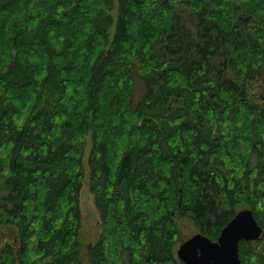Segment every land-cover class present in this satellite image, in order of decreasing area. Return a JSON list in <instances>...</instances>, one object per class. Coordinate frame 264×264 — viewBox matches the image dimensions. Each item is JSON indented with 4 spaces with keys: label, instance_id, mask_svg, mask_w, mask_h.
<instances>
[{
    "label": "trees",
    "instance_id": "trees-1",
    "mask_svg": "<svg viewBox=\"0 0 264 264\" xmlns=\"http://www.w3.org/2000/svg\"><path fill=\"white\" fill-rule=\"evenodd\" d=\"M70 1L0 0V264H181L179 218L216 240L244 200L264 229V0H118L113 35V0Z\"/></svg>",
    "mask_w": 264,
    "mask_h": 264
},
{
    "label": "rangeland",
    "instance_id": "rangeland-1",
    "mask_svg": "<svg viewBox=\"0 0 264 264\" xmlns=\"http://www.w3.org/2000/svg\"><path fill=\"white\" fill-rule=\"evenodd\" d=\"M79 1L80 0H72L70 2H72L71 4L74 5L76 2H79ZM83 1L85 2L86 0H83ZM93 2L90 1V4L87 3V4L91 5L89 7V12L90 13H91V10L93 9L92 8V6H93L92 3ZM103 2L104 1H102V3ZM102 3L99 6L100 8H103L101 6ZM113 6H114V9L111 11L112 13H107V14L103 13L102 15H100L101 17L99 19L105 21V20L108 19V16L111 14L112 15V22L114 23V21H116V18H117L118 0H113ZM75 9H77V7H75ZM86 12L88 14V10L87 9H86ZM90 13H89V16L91 15V17L93 18V15L90 14ZM57 19H59V18H57ZM112 25L110 27V34L111 35H113L114 30H115V26H116L115 23H114L113 26ZM85 32L87 33L88 30H85ZM81 38L84 40L86 38V34H83V37H81ZM98 45H99L98 43H94V44L90 45V47L93 50V48H95V46H98ZM78 49L80 50V53L82 54V56L83 55L85 56V54L88 52L87 49L82 48V47H79ZM9 62H11V61H9ZM75 63H76V65H81V61H79V59L76 60ZM81 67H83V66H81ZM72 78H73V76L71 77V79ZM252 86H253V88L251 90H252V93L255 94V96H256L255 98L259 99L258 97H260L261 98L260 102L264 104V75H262L260 77L259 81H253ZM22 112H23V110H22ZM90 147H91V140L89 139V144H88L87 151H86V156H85L86 162H87V159H88ZM241 154H242V156L239 159V163H238L240 166H241L240 162H243L246 159V157L248 155V150L246 148L244 149V151L241 150ZM236 160L234 162H237ZM240 166H239V170L238 171H241L240 170ZM86 174L87 175L89 174L88 167L86 169ZM84 180H85L84 181V185L82 186V188L80 190V196H79V207H80L81 216H82V227H81L80 235H81V239L83 241V249H84L85 253L87 254L88 251L91 250V248H92L94 242L97 240L99 234H101L103 223H102V218H101L100 211H99V209H98V207L96 205L95 195L90 190L89 185H88V177L86 176ZM2 184L3 183L0 180V196H3V194L6 193L4 191V189H3ZM249 201L248 200H244L243 202H241L240 205H238L237 210H241V209H244V208H252L253 209V206H252L251 203H249ZM257 211L260 212L261 210H257ZM2 212L3 211L0 210V213H2ZM262 212H263V210H262ZM178 223H179V227H180V230H181L182 240L179 243L176 244L174 252H175L176 257L179 260V257L177 255V250H178V247H179L180 243L183 240H185V239L189 238L190 236H192L193 234L201 232V231L199 230V228L196 226L195 222L189 216L180 217ZM9 229H10V227L8 225L4 224V225L0 226V233H1L0 235L3 236V238L5 236H6L5 238H12L13 236H11V231H7ZM6 231H7L8 234L6 233ZM2 232H3V234H2ZM13 234H14V236H16V234H17L16 229H15V231H13ZM251 243H253L254 247H256V248L259 247V246L264 248V234L259 239H257L256 241H253ZM4 245H5L4 239H1L0 240V247H2ZM111 258L113 259V262H115L116 257L112 256ZM112 259H111V261H112ZM15 264H22V263L19 262L18 259H16ZM177 264H179V263H177Z\"/></svg>",
    "mask_w": 264,
    "mask_h": 264
},
{
    "label": "water",
    "instance_id": "water-1",
    "mask_svg": "<svg viewBox=\"0 0 264 264\" xmlns=\"http://www.w3.org/2000/svg\"><path fill=\"white\" fill-rule=\"evenodd\" d=\"M263 227L251 208L239 210L222 228L217 240L202 232L193 234L178 247L183 264H244L240 241H252L262 235Z\"/></svg>",
    "mask_w": 264,
    "mask_h": 264
},
{
    "label": "bare ground",
    "instance_id": "bare-ground-1",
    "mask_svg": "<svg viewBox=\"0 0 264 264\" xmlns=\"http://www.w3.org/2000/svg\"><path fill=\"white\" fill-rule=\"evenodd\" d=\"M252 209V208H251ZM253 210V209H252ZM264 230V229H263ZM262 235H263V231H262ZM239 253H240V247H239ZM240 257H241V255H240ZM242 259V258H241ZM180 261H181V264H183V261L180 259ZM242 261H243V259H242ZM243 263H244V261H243ZM245 264V263H244Z\"/></svg>",
    "mask_w": 264,
    "mask_h": 264
}]
</instances>
